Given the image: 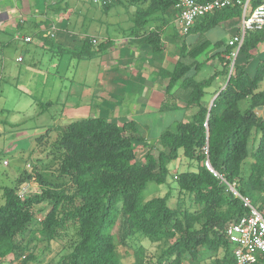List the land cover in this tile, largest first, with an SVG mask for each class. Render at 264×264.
Here are the masks:
<instances>
[{
  "label": "trees",
  "instance_id": "1",
  "mask_svg": "<svg viewBox=\"0 0 264 264\" xmlns=\"http://www.w3.org/2000/svg\"><path fill=\"white\" fill-rule=\"evenodd\" d=\"M115 1L104 6L109 8ZM132 1L141 4L133 19L136 33L143 32L152 52H163V27L176 15L178 0ZM260 2L253 0V7ZM236 16H242L239 5L225 7L204 16L189 31L203 37L195 46L181 49L167 88L179 84L171 94L174 100H184L195 110L187 121L162 131L154 145L141 136L134 120L79 119L50 145L48 158L56 162L54 180L36 167L21 173L13 185L0 186V264L12 255L20 264H39L51 249L49 244H57L69 231L68 252L55 264H128L124 261L128 252L122 253L121 246L129 247L137 233L165 247L157 259L147 257L140 247L135 264H234L233 246L225 232L247 209L204 162L209 158L254 205L260 202L257 207L262 210L264 118L257 108L264 106V56L260 57L264 54V28L247 31L233 66V46L227 45L220 56V71L203 80L189 72L201 67L197 57L209 43L205 33ZM154 23L160 24V31L151 28ZM111 45L107 40L94 48L93 38L87 36L78 54L88 57ZM218 74L226 78V85L214 93L220 92L210 108L203 98ZM49 130L37 137L38 146L48 145ZM181 149L198 164L196 170L174 176L180 199L189 196L194 207L183 208L181 200L170 205L168 193L146 199L148 183L166 182L168 164ZM33 178L39 188L22 194L23 185ZM37 232L49 243L40 253L31 246L38 239Z\"/></svg>",
  "mask_w": 264,
  "mask_h": 264
},
{
  "label": "crops",
  "instance_id": "2",
  "mask_svg": "<svg viewBox=\"0 0 264 264\" xmlns=\"http://www.w3.org/2000/svg\"><path fill=\"white\" fill-rule=\"evenodd\" d=\"M69 12L68 0H0V79L6 83L1 110H5V104L10 103L9 88L15 82L17 86L26 88L23 92L28 93L36 88L42 92L40 98L29 93L32 110L38 107L43 110L57 108L56 114L62 119L67 118L68 122L97 116L115 122L134 120L146 140L150 138L152 130L147 124L159 115L161 118L167 117L162 112H177L180 117L187 116L184 100H174L171 95L180 85L176 84L168 91V76L174 68L172 63L187 45V38L192 34L200 38L203 36L197 31L180 33L178 11L170 24L163 27L164 50L161 53L152 52L151 46L142 38L143 32L141 35L136 33L135 25L119 36L115 35L116 32L111 33L110 26H98L96 34L88 35L77 28L78 19L75 21ZM158 25L154 23L151 28L160 31ZM215 27H221L224 35L221 37L224 39L216 40L217 50L212 54L220 58L232 36L242 33L243 15L224 20ZM213 28L205 33L206 38ZM87 36L98 40L94 48L107 40H111L112 45L103 52L88 57L80 56L78 53L84 48ZM27 37H31V40L28 41ZM220 43L223 45L218 47ZM75 50L79 51L73 53ZM68 51L73 54L65 58V52ZM198 70L192 69L189 76L203 80L197 77ZM46 75L49 78L42 77ZM39 79L42 81L41 86H38ZM127 92L135 94L131 103H124ZM118 94L121 97L116 101ZM212 101L204 103L210 105ZM152 102H162L163 106L154 109L159 110L157 112H149ZM167 102L172 103L171 107L163 111L164 106H168L164 105ZM144 151L140 150V156Z\"/></svg>",
  "mask_w": 264,
  "mask_h": 264
},
{
  "label": "rangeland",
  "instance_id": "3",
  "mask_svg": "<svg viewBox=\"0 0 264 264\" xmlns=\"http://www.w3.org/2000/svg\"><path fill=\"white\" fill-rule=\"evenodd\" d=\"M68 2L70 5L69 13L73 14L75 21L78 19L77 28L82 32L84 31V33H88V35L96 34V29L98 26L104 28L110 26L109 29L111 33L116 32L115 35L117 36L124 32H128L130 27L134 25L133 19L135 13L138 7L141 6L140 2L132 0H117L109 8H106L102 3L96 2L95 0H68ZM74 24L76 25V23ZM222 35L223 31L221 27H215L213 30L207 33V38H209V40L211 39L212 41L205 46L204 50H202L197 57V61L200 63V66L203 67V65H206L205 62L207 65L203 68H200V70L193 68V70H198V78L206 79L223 68L220 58L212 56V54L217 50V46L215 44L216 40L224 39L221 38L224 37V35ZM199 38V35H190L187 38V45L189 46L191 42L196 41L192 45L195 46L199 43ZM222 45L223 44L220 43L218 47H221ZM78 51L79 50H75L73 53H77ZM71 53H69V51L65 52V58L70 56ZM263 56L264 54L262 53L260 57ZM175 61H177V59ZM175 61L172 63L173 65H175ZM233 61L235 63V60L232 58L231 66H233ZM252 65L254 67V64ZM173 67L174 66H172V68ZM253 69L254 68H251L252 72ZM190 74H192V72H190L189 75ZM42 77L49 78L48 75ZM41 84L42 81L39 79L38 86H41ZM225 84L226 78L222 74H218L213 85L207 88L203 102L209 103L211 99L213 100L214 93L218 91L220 87L223 88ZM5 87V81L0 79V186L13 185L15 178L17 179L20 173H23L24 171L32 172L34 169H36V167H42L39 168L40 172L45 173V176L50 180H54L56 162L51 160V158H48L52 155V147L50 145H52V142L63 133L66 126L71 122H68L67 118L62 119L59 117V115H57L55 112L57 108L43 110L41 107H38L33 110L32 108L30 109L29 105L32 104V97L30 94L32 93L34 97L40 98L42 96V92H40L38 88L30 90L28 93L23 92L22 90L26 88L17 86L15 82H13V85L9 88V93L11 95L9 96L10 103L8 102V104H5L7 105L5 110H1L5 100V96L2 97ZM134 95L135 94L132 92H127V97L124 100V103L133 102L134 100H132V98ZM120 97L121 96H119V94L116 95L115 100L118 101ZM171 104L172 103H169L168 106L171 107ZM185 104L186 105L184 106L188 111L186 117H180L179 113L177 112H162L161 114L167 115V117L161 118L159 115L156 118H152V121L147 124L150 125L152 129L150 130L148 144L154 145L159 139V133L168 128L174 129L176 123L179 120L185 119V121H187L189 117H191L195 109L193 107H189L186 102ZM16 105L17 107H15ZM160 105H162V102H152L149 112L159 111L154 109H160ZM19 107L22 112L21 110L17 111ZM83 118L86 117L79 119ZM48 129H50L48 145L38 146L37 137L41 134H45ZM254 136L255 133L252 136V141ZM197 165V161L186 157L183 153V150L181 149L179 151L178 157L168 164L169 174L166 182L163 184H158L154 181L148 183L144 192L146 199H151L156 196H163L168 193L170 194V205H176L178 201L181 200V205L183 208H193L194 205L192 204L189 196H182V199H180L179 188L174 176L175 174L183 171L196 170ZM29 185L27 186V189H24L23 191H27L28 189L35 191L39 188V184L35 181V178L32 179ZM1 201L2 199L0 195V202ZM259 204L260 202L257 204V206H259ZM41 206L43 205H38L37 207L40 208ZM261 211L264 212L263 205ZM71 233L72 231H69V234H63V236L59 238L57 244L50 245L46 239L42 240L41 235H39L37 232V238L39 240L34 239L31 243V246L37 247L38 253L44 250L48 244L51 248L41 258L42 260L39 264L57 263L61 256L68 252L67 246L71 240ZM140 247L145 250L147 257L157 259L160 256L162 249L165 247V244L151 242L141 233H137L130 239L129 247L121 246L122 253L128 252L124 258V261L128 264H135V254L137 249ZM185 263L189 264L187 261H185ZM2 264H20V260L17 259L15 255H12Z\"/></svg>",
  "mask_w": 264,
  "mask_h": 264
},
{
  "label": "built area",
  "instance_id": "4",
  "mask_svg": "<svg viewBox=\"0 0 264 264\" xmlns=\"http://www.w3.org/2000/svg\"><path fill=\"white\" fill-rule=\"evenodd\" d=\"M95 1L105 5L112 0ZM234 5H239L242 8L243 15L242 33L235 34L229 40V45L233 46L230 58L236 59L247 31L262 30L264 28V0H261L256 7H253V0H178L176 6L179 12V31L182 34H188L195 24L207 14ZM26 39L29 41L31 37H27ZM93 42L98 43V40L93 38ZM204 163L210 172L227 185V189L234 196L240 198L244 207L247 209L246 213L230 224L225 232L233 246L234 264H263L264 213L254 205L250 196L240 192L236 183L229 182L225 176L211 164L209 158ZM24 189H27V187H23V190ZM23 190H21L22 194L28 192V190Z\"/></svg>",
  "mask_w": 264,
  "mask_h": 264
},
{
  "label": "water",
  "instance_id": "5",
  "mask_svg": "<svg viewBox=\"0 0 264 264\" xmlns=\"http://www.w3.org/2000/svg\"><path fill=\"white\" fill-rule=\"evenodd\" d=\"M234 60H235V59H234ZM233 64H234V61H233ZM231 73H232V69H231V72H230V75H229L228 81H229V79H230ZM228 81H227V82H228ZM225 85H226V84H225ZM224 87H225V86H224ZM219 93H220V92H218V93L215 95L214 99L218 96ZM214 99H213L212 103L210 104V108H211V106L213 105ZM257 111H258V112H261V114H262V116H263V118H264V106H259V107L257 108Z\"/></svg>",
  "mask_w": 264,
  "mask_h": 264
}]
</instances>
